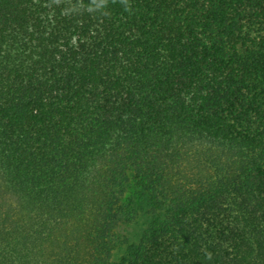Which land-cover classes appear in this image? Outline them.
<instances>
[{
	"label": "trees",
	"instance_id": "trees-1",
	"mask_svg": "<svg viewBox=\"0 0 264 264\" xmlns=\"http://www.w3.org/2000/svg\"><path fill=\"white\" fill-rule=\"evenodd\" d=\"M0 264H264V0H0Z\"/></svg>",
	"mask_w": 264,
	"mask_h": 264
},
{
	"label": "rangeland",
	"instance_id": "rangeland-1",
	"mask_svg": "<svg viewBox=\"0 0 264 264\" xmlns=\"http://www.w3.org/2000/svg\"><path fill=\"white\" fill-rule=\"evenodd\" d=\"M145 228V217L139 218L138 221L128 226L127 234L133 239H138Z\"/></svg>",
	"mask_w": 264,
	"mask_h": 264
}]
</instances>
